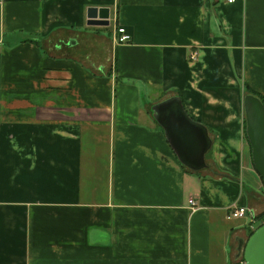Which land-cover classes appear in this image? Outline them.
<instances>
[{"label":"crops","instance_id":"crops-1","mask_svg":"<svg viewBox=\"0 0 264 264\" xmlns=\"http://www.w3.org/2000/svg\"><path fill=\"white\" fill-rule=\"evenodd\" d=\"M248 91L264 0H0V264H238L261 223L228 209L264 213ZM173 96L211 140L199 171L152 117Z\"/></svg>","mask_w":264,"mask_h":264},{"label":"water","instance_id":"water-1","mask_svg":"<svg viewBox=\"0 0 264 264\" xmlns=\"http://www.w3.org/2000/svg\"><path fill=\"white\" fill-rule=\"evenodd\" d=\"M86 18L87 25L108 26L109 8L89 7ZM243 109L252 163L264 185V104L259 97L248 93L243 98ZM151 114L181 165L192 171L206 167L205 154L211 147L207 129L187 115L178 97L153 104ZM242 259L245 264H264V223L243 244Z\"/></svg>","mask_w":264,"mask_h":264},{"label":"built area","instance_id":"built-area-1","mask_svg":"<svg viewBox=\"0 0 264 264\" xmlns=\"http://www.w3.org/2000/svg\"><path fill=\"white\" fill-rule=\"evenodd\" d=\"M235 0H227L228 3H232ZM112 41L116 44H125L130 41V35L126 32L125 28L122 26H116L114 28L113 34H112ZM196 59V54L192 53L190 55V60H195ZM191 206V208H194L193 206L195 205V202L193 199H190L188 202ZM250 216L253 219L258 220L261 224L264 223V213L262 214H255L251 209H249L247 206H231L228 209L227 212V218H244ZM238 264H245L244 260H241L238 262Z\"/></svg>","mask_w":264,"mask_h":264},{"label":"rangeland","instance_id":"rangeland-1","mask_svg":"<svg viewBox=\"0 0 264 264\" xmlns=\"http://www.w3.org/2000/svg\"><path fill=\"white\" fill-rule=\"evenodd\" d=\"M110 26H111V24H110ZM102 27H105L106 28L107 26H102ZM109 28L108 29H102L106 35H108Z\"/></svg>","mask_w":264,"mask_h":264},{"label":"trees","instance_id":"trees-1","mask_svg":"<svg viewBox=\"0 0 264 264\" xmlns=\"http://www.w3.org/2000/svg\"><path fill=\"white\" fill-rule=\"evenodd\" d=\"M248 93L255 94V93H253V92H250V91H248ZM255 95H256V94H255ZM258 97H259V96H258ZM259 98L261 99V101H262V102H263V104H264V99H263V98H261V97H259ZM251 233H252V232H251ZM251 233H250V234H251ZM250 234H249V235H250ZM242 260H243V259H242Z\"/></svg>","mask_w":264,"mask_h":264}]
</instances>
